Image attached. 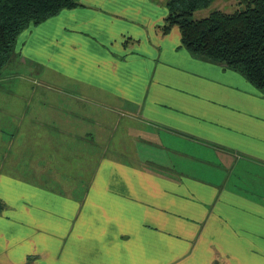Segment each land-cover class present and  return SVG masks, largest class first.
<instances>
[{
    "label": "crops",
    "instance_id": "obj_1",
    "mask_svg": "<svg viewBox=\"0 0 264 264\" xmlns=\"http://www.w3.org/2000/svg\"><path fill=\"white\" fill-rule=\"evenodd\" d=\"M166 2L81 0L20 34L0 264H264V89L165 32Z\"/></svg>",
    "mask_w": 264,
    "mask_h": 264
},
{
    "label": "trees",
    "instance_id": "obj_2",
    "mask_svg": "<svg viewBox=\"0 0 264 264\" xmlns=\"http://www.w3.org/2000/svg\"><path fill=\"white\" fill-rule=\"evenodd\" d=\"M212 2L167 0L163 30L178 25L183 44L193 54L225 63L264 89V0H239L233 12L217 9L206 17H193ZM79 5L81 0H0V73L25 29Z\"/></svg>",
    "mask_w": 264,
    "mask_h": 264
},
{
    "label": "rangeland",
    "instance_id": "obj_3",
    "mask_svg": "<svg viewBox=\"0 0 264 264\" xmlns=\"http://www.w3.org/2000/svg\"><path fill=\"white\" fill-rule=\"evenodd\" d=\"M239 0H213L212 4L209 7L197 10L193 17L195 19L197 18H203L211 14L214 10L220 9L228 12H233L239 8ZM17 65L12 64L10 68H8V71L16 70ZM112 145L115 143L114 139H107ZM112 140V142H111ZM108 142V144H109ZM3 153V146L2 142L0 143V164H1V157Z\"/></svg>",
    "mask_w": 264,
    "mask_h": 264
}]
</instances>
